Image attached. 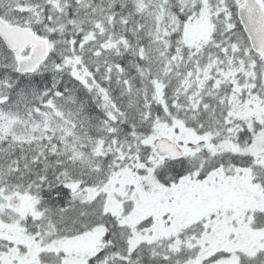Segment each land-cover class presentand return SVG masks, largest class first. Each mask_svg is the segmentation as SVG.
<instances>
[{
	"label": "snow or ice",
	"instance_id": "6c2138e0",
	"mask_svg": "<svg viewBox=\"0 0 264 264\" xmlns=\"http://www.w3.org/2000/svg\"><path fill=\"white\" fill-rule=\"evenodd\" d=\"M0 264H264V0H0Z\"/></svg>",
	"mask_w": 264,
	"mask_h": 264
}]
</instances>
